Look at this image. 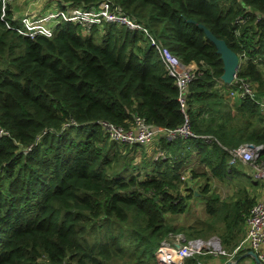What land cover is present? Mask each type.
I'll return each instance as SVG.
<instances>
[{
	"label": "trees",
	"instance_id": "obj_1",
	"mask_svg": "<svg viewBox=\"0 0 264 264\" xmlns=\"http://www.w3.org/2000/svg\"><path fill=\"white\" fill-rule=\"evenodd\" d=\"M64 1L87 8L107 1L199 66L185 107L198 136L159 137L158 157H148L150 145L108 141L101 120L126 128L136 114L154 127L185 121L175 79L143 31L108 23L103 34L64 23L53 38L30 37L0 19V125L10 132L0 136V264H159L160 243L182 232L186 239L217 234L233 249L256 198L241 181L247 165L231 163V150L264 144V0ZM199 24L246 55L237 76L253 94L234 108L217 87L223 61ZM193 158L208 168L193 169V177L238 186L228 201L206 182L199 192L208 218L189 231L167 216L184 213L196 193L180 191ZM196 256L183 264H199Z\"/></svg>",
	"mask_w": 264,
	"mask_h": 264
},
{
	"label": "built area",
	"instance_id": "obj_2",
	"mask_svg": "<svg viewBox=\"0 0 264 264\" xmlns=\"http://www.w3.org/2000/svg\"><path fill=\"white\" fill-rule=\"evenodd\" d=\"M44 1L46 3L39 11H33V9L24 11L29 3L27 0L24 2L21 0H0V19L9 28L30 37L41 35L53 38L60 32L64 23L78 24L86 32H90L95 26L104 31L103 29L108 23H116L132 30L143 31L160 54L167 72L175 79L179 89V100L185 113V121L182 125L173 128L154 127L148 123L145 117L137 114L134 116L130 128L101 120L99 123L110 141L128 145L140 143L155 145L159 137L168 141H175L198 136L192 129L190 117L185 110L189 86L199 73V66L196 63H184L178 55L156 40L144 24L130 17L121 9H111L107 1H103L98 8L74 5L64 0ZM12 21H19L22 25L20 27L14 26ZM243 22L244 19H238V23ZM245 56L244 53L240 55L241 63ZM260 59L257 57L254 61L258 62ZM237 73L231 83L227 84L221 79L218 81L217 87L223 95V88H227L228 94L233 99H244L253 94L252 84L249 80L238 77ZM226 85L228 86L226 87ZM224 97L228 96L224 95ZM0 136H10V132L1 125ZM201 137L207 141L212 139L211 135H201ZM154 145L152 147H155ZM262 152H264V144L252 142L243 143L231 150L232 162L240 160L245 163L251 169L254 178L262 183L260 198L251 207L249 214L246 215L244 238L231 251H227L219 236L186 239L183 235H172L169 239L163 240L156 250L159 264H183L186 258L202 254L222 255L234 259L238 253L248 248L255 253L259 263L264 264V160H260ZM158 155H164V152L159 151ZM176 252L181 254L180 258L173 256V253Z\"/></svg>",
	"mask_w": 264,
	"mask_h": 264
},
{
	"label": "rangeland",
	"instance_id": "obj_3",
	"mask_svg": "<svg viewBox=\"0 0 264 264\" xmlns=\"http://www.w3.org/2000/svg\"><path fill=\"white\" fill-rule=\"evenodd\" d=\"M26 0H21V2H24ZM29 2V3H28ZM27 6L25 8L24 11H27L28 9H33V11H39V9L46 3L44 0H27ZM103 34H105L104 31H102ZM167 45V44H166ZM244 60V58H243ZM224 92V95L228 96V97H224L226 104H228V106H232V108L235 107V104L233 106V102L235 99L232 98V96L230 94H228L227 92V88H223L222 90ZM264 111V106L263 109ZM252 121L257 123V125L259 127H261V123L259 121V119L256 117V115H254L252 117ZM264 124V122H263ZM108 141H110L108 139ZM154 144H151L150 146L146 147V152H148V157H156L157 153H155V148L152 147ZM159 156V155H158ZM157 156V157H158ZM136 157H138L137 162L141 161L142 158V153L141 151L136 152ZM136 163V162H135ZM231 163H233L231 161ZM245 168V167H244ZM193 169L196 171H199L200 173H207L208 168L204 165L201 164L199 162V160L197 159H191L190 162H187L182 171L183 176H184V182L181 184L180 187V191L182 192L183 195L187 194L188 191L187 187H191L197 190H201L202 186L209 181L210 182V191L212 193H217L219 194L222 198H231V196H228V194H230L232 191L235 190V188H237L238 184L232 180L226 179V180H222V186L221 189L218 188L216 189L215 187H213V183H215L214 177H212L210 180L204 176V175H199L196 177H193ZM249 173H251V169L246 166V170L243 172V174H240L242 177V180L244 182V184L248 185V182H246V176L249 175ZM252 174V173H251ZM253 176V175H252ZM254 177V176H253ZM248 179H251L248 177ZM186 186V187H185ZM236 192V190L232 193L234 194ZM231 194V195H232ZM205 198L196 193L195 195H193L191 198H189L188 202H187V209L184 213H179V214H174V215H169L167 216L168 221L170 223H172L174 226H182V227H187L189 231H192L193 229H191L192 226H201L203 225L202 223L208 218L207 217V211H206V206H205ZM209 216V215H208ZM179 235H183L184 233H180ZM212 236H218L217 234H213L211 236H207L208 237H212ZM199 237H204L205 236H199ZM176 239V238H174ZM179 239V238H178Z\"/></svg>",
	"mask_w": 264,
	"mask_h": 264
},
{
	"label": "crops",
	"instance_id": "obj_4",
	"mask_svg": "<svg viewBox=\"0 0 264 264\" xmlns=\"http://www.w3.org/2000/svg\"><path fill=\"white\" fill-rule=\"evenodd\" d=\"M154 146H155V149H156V144ZM157 156H158V153H157ZM248 177L251 178V179H248ZM214 182L215 183H213V187H215L216 189H218V188L221 189L223 181L222 180H217V181H214ZM246 182H248V185H246V188L249 191L251 197L252 198H256V201H257L260 198V196H261V184H262L261 181L257 180L256 178H254L252 176L251 173H249V175L246 176ZM203 186H202V188H203ZM202 188H201V190H202ZM236 189L237 188H235V190ZM234 191H232L230 194H228V196L231 195ZM196 193L200 194L199 190L197 191V189H196ZM217 193H219V192H217ZM232 196H233V194L231 195V197ZM227 199L229 201V198H227ZM245 234H246V225H245V222H244L243 231H242V236H243L242 239L244 238ZM241 240H239L238 242H240ZM232 247L224 246V248L227 251H231L232 249H230V248H232ZM196 257L198 258V263L199 264H229V262H230V264H260L258 259H257V257L253 253V251L250 250L249 248L244 250V251H241L240 253H238V255L234 259H229L228 257L222 256V255H212V254H202V255H198Z\"/></svg>",
	"mask_w": 264,
	"mask_h": 264
},
{
	"label": "water",
	"instance_id": "obj_5",
	"mask_svg": "<svg viewBox=\"0 0 264 264\" xmlns=\"http://www.w3.org/2000/svg\"><path fill=\"white\" fill-rule=\"evenodd\" d=\"M199 26L204 29L207 38L215 45L216 51L220 54L223 61V73L221 79L227 84L231 83L241 64L240 55L230 48L224 39L217 37L204 24H199Z\"/></svg>",
	"mask_w": 264,
	"mask_h": 264
},
{
	"label": "bare ground",
	"instance_id": "obj_6",
	"mask_svg": "<svg viewBox=\"0 0 264 264\" xmlns=\"http://www.w3.org/2000/svg\"><path fill=\"white\" fill-rule=\"evenodd\" d=\"M173 256L175 258H180L181 257V254L179 252H176V253H173Z\"/></svg>",
	"mask_w": 264,
	"mask_h": 264
}]
</instances>
